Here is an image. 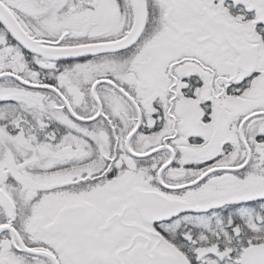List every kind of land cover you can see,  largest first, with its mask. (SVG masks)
<instances>
[{"label":"snow or ice","instance_id":"6c2138e0","mask_svg":"<svg viewBox=\"0 0 264 264\" xmlns=\"http://www.w3.org/2000/svg\"><path fill=\"white\" fill-rule=\"evenodd\" d=\"M0 264H264V0H0Z\"/></svg>","mask_w":264,"mask_h":264}]
</instances>
